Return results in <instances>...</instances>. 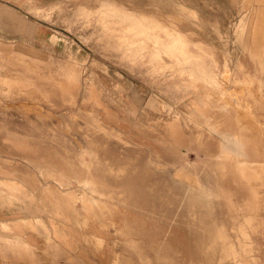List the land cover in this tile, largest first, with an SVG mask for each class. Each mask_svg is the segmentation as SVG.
<instances>
[{
	"label": "rangeland",
	"instance_id": "1",
	"mask_svg": "<svg viewBox=\"0 0 264 264\" xmlns=\"http://www.w3.org/2000/svg\"><path fill=\"white\" fill-rule=\"evenodd\" d=\"M115 1L131 9L147 12L155 9L150 6L149 0ZM160 1L165 2V0ZM175 1L196 8L205 21H217L224 39L218 41L214 36L205 33L203 40L213 44L219 51L223 48V42H226L224 50L226 49L229 54L223 56L220 52L219 56L211 57L207 54L208 51L194 46L195 50L205 55L190 56V45L177 33L174 26L162 27L106 2H101L97 9L78 10L74 20L73 14L78 4L95 7V0H0L3 7L8 6L23 16L26 22H30L29 37L32 28H38V31L35 30L40 31L41 34L38 43L26 39L16 42L10 37L0 36V77L25 74L27 68H24L22 60L28 62V66L33 67L30 69L35 71L51 70L56 75H60L62 70L58 66L72 59L77 63L76 67L82 82L75 105L64 102L59 97L46 100L40 98L38 94H33L31 97L16 92L8 94V87L0 84V117L8 120L9 128H17L34 135L38 141L48 142L67 156L81 155L85 161H90L92 152L87 147L86 138L96 144V154L100 158L97 165L100 180L111 192H117L115 194L117 199L112 198L110 202L118 204L125 210L129 209L137 224L145 223L152 227L150 234L145 233L146 237L148 236L145 240L147 241L145 255L139 256L138 253L136 255L131 251V256L119 257L121 262L125 264L126 262L127 264H229L230 262L264 264V166L252 168L250 164L241 163L244 155L240 156L239 164L215 161L210 162V166H197L198 179L203 184L208 181L212 188L220 186L230 188L226 182L220 183L224 180L221 177L222 172L226 173L224 181H230V171H238L241 176L246 171H252L257 175L254 180H249V186L252 185L249 190L244 187L246 193L244 195L249 197L247 202H239V200L236 202L234 198L230 202L233 213L245 212L247 216L240 218L234 214L231 220L232 212L225 200L220 203L212 201L209 210L201 208L199 206L201 199L197 198L196 191L192 190L195 189L192 179L176 178L175 166L164 164V159L160 162L149 159V150H155L158 154H162L164 150L157 145L159 142L155 138L158 137V133L153 136L145 135V131L139 127L140 123H145L144 112L141 113L139 109H143L145 101L151 95L160 103L172 105L173 111H186L184 105L192 95L181 90L172 94L166 93L170 88L169 80L163 81V76L148 72L146 67L156 71L160 70V66L161 68H232L241 74L242 64L250 70L255 67L250 60L254 61L258 57L261 68H264V50L255 49L256 43L260 42H255L258 26L252 24L256 17L254 9H244V14L251 18L250 24L234 25L238 17L237 7L231 0ZM250 2L248 0L249 6L253 3ZM56 3L61 4L62 10L51 13L44 10H30L34 7L46 8ZM168 11L165 7L162 13ZM5 12L0 9V14H7L9 18L14 16L10 9ZM31 12L43 13L35 16ZM0 30L10 32L11 28H5L0 22ZM183 30L198 33L196 28L188 25ZM250 33H253L251 51L248 49L249 42L243 40L248 34L251 41ZM53 34L58 37L54 43L49 40V36ZM111 45H114L117 51L109 48ZM17 48H21L27 55L29 54L27 50H32L33 55L50 62L52 68H44L46 62L37 60L30 62L31 58L25 54L24 56L8 54L7 50ZM246 50H249V58L242 54L247 53ZM257 52L260 53L259 56L256 55ZM162 56L168 61L166 64ZM35 66L37 68H34ZM166 75L169 76V73ZM198 75L205 80L206 85L215 90L218 88L208 79H216L221 75V80L226 83L230 76L228 70L223 74L216 71L213 74L214 78L208 77L201 70ZM261 75L264 81V69ZM27 76H32L34 84L39 86L40 82L35 79V74L27 73ZM231 79L240 81L241 78L237 79V74H233ZM235 80L229 84L235 87V92L231 95L236 98L240 97L241 93L238 91L239 82ZM247 83L252 84L251 81ZM252 86L256 88L258 95H263L264 98V83H253ZM28 88L20 87V90ZM85 90L90 92L92 103L82 102ZM258 105L262 108L255 112L258 120L264 123V99L262 104ZM131 106L138 110L140 121L137 119L134 121L135 118L130 113ZM93 109L96 115L102 113V109L109 114L117 113L118 120H101V122L106 126L135 134V145L132 144V140L130 144L122 142L98 128L84 113ZM144 111L156 116L161 123L168 118L161 111H156L157 113L154 114L149 107ZM202 125H205V130H210L208 122H203L200 126ZM112 146H116L118 152H112ZM189 158L193 162L199 161L194 152L189 153ZM180 184L184 188H189L190 194H183ZM127 190L135 194V200L127 199ZM232 223L237 226L234 230ZM221 224H224L229 235L235 237L237 244L234 245H238L236 248H231V257L228 259H224L219 247L214 252L206 251L208 239L214 237L216 228L218 231V226ZM138 237L142 239L140 234H135L133 243L144 246L143 241ZM217 243L219 244V241Z\"/></svg>",
	"mask_w": 264,
	"mask_h": 264
},
{
	"label": "crops",
	"instance_id": "2",
	"mask_svg": "<svg viewBox=\"0 0 264 264\" xmlns=\"http://www.w3.org/2000/svg\"><path fill=\"white\" fill-rule=\"evenodd\" d=\"M250 1L253 3L250 2L249 6L248 0H231L237 7L238 17L234 25L250 24L251 18L244 14V9H254L256 17L252 24L258 26L255 42H260L256 43L255 49L264 50V0ZM95 2V7L78 4L73 14L74 20L78 10L97 9L101 2H106L162 27L174 26L177 33L190 45V56L205 55L195 50L194 46L208 51L207 54L211 57L219 56L220 52L223 56L229 54L226 49L224 50L226 42L221 43L223 48L219 51L213 44L203 40L205 33L214 36L218 41L224 39L219 23L205 21L196 8L187 6L184 2L149 0L150 6L155 8L150 12L128 8L115 0H95ZM165 7L169 11L162 13ZM0 9L3 12L10 9L14 13L10 18L7 14H0V22L5 28H11L10 32L0 30L1 37H10L16 42L26 39L38 43L41 37L40 31L37 32L38 28H32L29 37L28 34L31 32L29 21L26 22L23 16L8 6L3 7L0 4ZM32 9L51 13L62 10V7L61 4L56 3L46 8H30ZM31 13L40 16L43 12ZM187 25L196 28L198 33L184 31ZM252 34L250 33L251 41L248 34L243 38L249 42L250 51L253 49ZM233 38L235 40L234 36ZM49 40L54 43L58 37L53 34L49 36ZM109 48L117 51L114 45ZM27 51L28 55L21 48L7 50L8 54L23 56L25 54L31 58L30 62L33 63L34 60L46 62L44 68H52L50 62L33 55L32 50ZM246 51L247 53L242 54L249 58V50ZM256 55L259 56L260 53L257 52ZM162 58L166 64L168 61L164 56ZM258 59V57L254 61L249 59L255 65L250 70L242 64L241 74L232 68H161L160 66V70L156 71L146 67L148 72L163 76V81L169 80L170 88L166 93L172 94L181 90L192 95L184 105L186 111H173L172 105L160 103L151 95L145 101L143 109H139L141 113L144 112L145 119V123H140L139 127L145 131V135L153 136L158 133V137L155 138L159 142L157 145L164 150L162 154L149 150V159L156 162L164 159V164L175 166L176 178L192 179L195 184V189L192 190L196 191L197 198L201 199L199 204L201 208L209 210L212 201L220 203L225 200L232 212L231 220L234 214L240 218L247 216L245 212L233 213L230 202L233 198L236 202L238 200L247 202L249 197L244 195L246 194L244 187L249 190L252 186H249V180H254L257 175L252 171H246L241 176L238 171H230V181H224L226 173L222 172L221 177L224 180L220 183L226 182L230 188L223 186L212 188L208 181L203 184L198 179L196 168L199 165L210 166V162L215 161L239 164L241 155H244L241 159L243 164H250L252 168L264 166V123L258 120L255 112L261 110L262 107L258 104H262L264 98L263 95L259 96L256 88L252 86L253 83H264L261 75L264 68H261ZM22 63L25 65L24 68H27L25 74L0 77V84L6 85L9 89L8 94L16 92L29 97L38 94L40 98L46 100L59 97L62 101L75 105L82 82L74 60H67L58 66L62 70L60 75H56L51 70L39 72L36 69L35 71L30 69L33 67H29L28 62L22 60ZM226 69L230 74L227 78L228 83L221 80V75L216 79L213 77L216 71L223 74L226 73ZM200 70L208 77L214 78L208 80H211L218 90L205 84V80L198 75ZM27 73L36 75L35 79L40 82L39 86L34 84V78L27 76ZM166 73H169V76H165ZM233 74H237V79L241 78L240 81L231 79ZM175 79L176 82L170 81ZM244 79L251 81L252 84H248ZM232 80L239 82L240 97L235 98L231 95L235 92V87L229 84ZM20 87L30 88L21 91ZM89 93L85 90L83 103L91 101ZM146 107L153 110L154 114L157 113L156 111L165 113L167 120L161 123L156 116L144 111ZM84 113L104 132L128 144L132 140V144L135 145V134L106 126L101 122V120H118L117 113L109 114L105 109H102V113L98 115L94 109ZM130 113L134 116V121L136 119L140 121V114L134 106H131ZM203 122H208L210 130H205V125L200 126ZM8 125V120L0 117V264H125L119 257H129L132 255L131 251L136 255L138 253L139 256L145 255L147 243L145 240L148 238L145 233L150 234L152 227L145 223L137 224L129 209L125 210L118 204L110 202L112 198L117 199L115 197L117 192L112 191V193L100 180L97 169L100 158L96 154L97 147L92 140L86 138L87 147L92 154L91 160L85 161L81 155L67 156L48 142H40L34 135L17 128H9ZM112 149V152H118L116 146H112ZM190 152L196 153L198 162L190 160ZM179 187L183 194H190L189 188H184L181 184ZM127 192V199L135 200V194L131 190ZM218 228L214 237L208 239L206 251L214 252L219 247L224 259H228L231 257V248H236L238 245H234L237 244L235 237L226 232L224 224L219 225ZM232 228L234 230L237 226L232 223ZM135 234H140L144 246L133 243ZM138 239L140 240L139 237Z\"/></svg>",
	"mask_w": 264,
	"mask_h": 264
}]
</instances>
